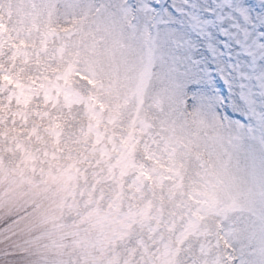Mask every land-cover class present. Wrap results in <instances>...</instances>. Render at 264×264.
I'll return each instance as SVG.
<instances>
[{
    "label": "snow or ice",
    "instance_id": "1",
    "mask_svg": "<svg viewBox=\"0 0 264 264\" xmlns=\"http://www.w3.org/2000/svg\"><path fill=\"white\" fill-rule=\"evenodd\" d=\"M0 264H264V0H0Z\"/></svg>",
    "mask_w": 264,
    "mask_h": 264
}]
</instances>
